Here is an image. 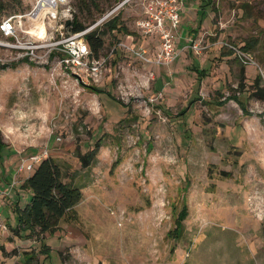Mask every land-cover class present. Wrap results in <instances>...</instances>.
<instances>
[{
	"label": "rangeland",
	"instance_id": "obj_1",
	"mask_svg": "<svg viewBox=\"0 0 264 264\" xmlns=\"http://www.w3.org/2000/svg\"><path fill=\"white\" fill-rule=\"evenodd\" d=\"M85 1L69 5L89 27L118 0ZM211 1L182 0L178 29L186 34L168 65L121 45L144 47L150 58L159 47L137 25L142 0L111 16L120 14L130 33L104 35L99 56H89L101 62L96 74L60 64L49 45L59 32L34 55H24V43L35 40L26 18L17 40L0 33V264L21 263L26 250L34 264H264V98L255 94L264 92V0ZM0 2L1 20L35 0ZM225 42L251 43L245 51L255 64H243ZM195 65L206 70L198 91ZM233 94L249 115L233 99L212 103ZM44 149L81 198L54 233L26 236L14 230L13 209L28 201L21 184L32 172L19 165Z\"/></svg>",
	"mask_w": 264,
	"mask_h": 264
},
{
	"label": "built area",
	"instance_id": "obj_2",
	"mask_svg": "<svg viewBox=\"0 0 264 264\" xmlns=\"http://www.w3.org/2000/svg\"><path fill=\"white\" fill-rule=\"evenodd\" d=\"M128 0H120L114 4L109 10L103 13L95 23L78 32L64 34V26L67 20L72 19L70 10V0H35L32 8L19 14H11L0 20V33L5 37H14L16 40L19 36V31L23 29L24 19L26 18L33 24L32 43L28 42L24 48H27L24 55H34V50L42 46L40 41L50 34L55 32L60 33V37L54 40L51 44L52 49L57 50L59 61L65 68L73 70H88L93 74L98 73L100 61L98 59L89 60L90 48L85 40V35L99 24H103ZM143 10L140 18L137 20V25L146 36L156 37L159 41V47L150 58L146 48L139 47L138 50L121 42V45L127 49H131L142 61L153 63L156 65L171 63L178 51L176 48V33L181 20L182 0H142ZM232 53L243 64H255L248 52L241 47L234 46L225 42ZM192 49L199 52L203 46L200 40H194L191 45ZM264 76V74H262ZM48 150L44 149L40 152L30 154L19 165V170H27L32 172L38 163L45 157H48Z\"/></svg>",
	"mask_w": 264,
	"mask_h": 264
},
{
	"label": "trees",
	"instance_id": "obj_3",
	"mask_svg": "<svg viewBox=\"0 0 264 264\" xmlns=\"http://www.w3.org/2000/svg\"><path fill=\"white\" fill-rule=\"evenodd\" d=\"M118 1H116L114 4H116ZM200 1L204 7L212 3L211 0ZM81 2L85 7H87V2L85 0H81ZM2 7V3L0 2V10ZM102 14H100L99 17ZM203 14L204 13L202 11L199 15V19H202ZM119 16L120 14L113 16L112 18L104 22L102 24V27L94 28L86 33L85 40L90 48L91 57L96 58L99 56V52L104 47L105 34L112 33L113 31L124 34L130 33L128 28L120 22ZM65 26H67L71 33L78 32L87 27L82 21L77 18V16H74L71 20H67L65 22ZM192 31L193 33L195 32V30ZM250 45L251 43L246 42L243 45V48H241L245 50L247 49L246 47H250ZM229 52L231 53L232 51L229 50ZM55 53L56 51H53V54ZM21 60L29 61L27 56H24L23 58H21ZM12 64L13 62L10 63V65ZM243 67L244 65L242 66V70H244ZM193 70L197 73L195 89L198 91L201 84V79L206 75V70L205 68H199L197 65L193 67ZM258 80L259 78H256V84L258 83ZM95 90L99 94L102 93V90L98 88H95ZM258 90L262 91L260 89ZM259 91L255 93L256 96L259 98H264V92L259 93ZM218 93L220 92L218 91ZM226 99L235 100V102H237V104L240 106L244 115H249L251 113L245 106L246 100L236 94L226 96L222 100L212 103H215L217 106H219L224 104L226 102ZM100 143V140L95 142V147L88 154L89 157H81L83 164L87 165L89 163L90 158L93 157L98 147L100 146ZM4 147L5 146L0 144V154L2 153ZM63 178L64 174L62 167L57 162V160H55L51 156L43 158L38 163L32 173H30L21 184V187L27 190L29 198L23 206H20L19 204L14 206L13 212L14 218L16 220V228H14L15 231H26V236L30 234H52L56 231L63 216H65L68 211L73 209L74 205L77 204L81 198L80 187L70 182L64 181ZM182 211L178 215L179 217L176 220L175 227L170 230V233L173 236H178L181 232V220L186 213L185 208ZM19 235H21V233H19ZM42 246L43 247L41 248V251L47 254L49 248L44 241H42ZM22 257L23 258L21 263L18 264H34L33 256L30 252H27V250L23 252Z\"/></svg>",
	"mask_w": 264,
	"mask_h": 264
},
{
	"label": "crops",
	"instance_id": "obj_4",
	"mask_svg": "<svg viewBox=\"0 0 264 264\" xmlns=\"http://www.w3.org/2000/svg\"><path fill=\"white\" fill-rule=\"evenodd\" d=\"M183 10V9H182ZM180 22H181V20H180ZM189 25H190V23H189ZM185 31V30H184ZM183 30H180V32H179V30H178V32L176 33V38H177V36L179 35V36H182V34H186V31L184 32ZM178 36V37H179ZM176 46H177V44H176ZM230 53V52H229Z\"/></svg>",
	"mask_w": 264,
	"mask_h": 264
}]
</instances>
